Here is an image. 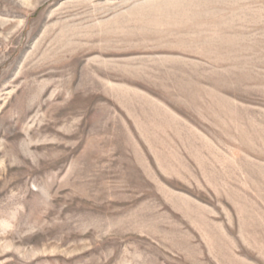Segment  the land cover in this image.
<instances>
[{"label":"rangeland","instance_id":"374dc122","mask_svg":"<svg viewBox=\"0 0 264 264\" xmlns=\"http://www.w3.org/2000/svg\"><path fill=\"white\" fill-rule=\"evenodd\" d=\"M0 264H264V0H0Z\"/></svg>","mask_w":264,"mask_h":264}]
</instances>
